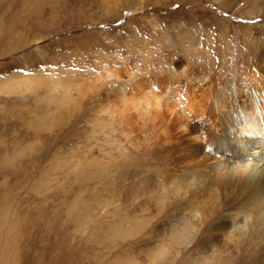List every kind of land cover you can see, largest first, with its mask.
Here are the masks:
<instances>
[{"label":"rangeland","instance_id":"1","mask_svg":"<svg viewBox=\"0 0 264 264\" xmlns=\"http://www.w3.org/2000/svg\"><path fill=\"white\" fill-rule=\"evenodd\" d=\"M259 53L264 0H0V264H254L219 262L234 247L187 261L209 249L165 248L173 235L131 232L128 183L141 209L168 195L162 180L147 191L142 180L163 171L151 139L145 148L126 136L107 97L126 66L133 77L143 64L182 79V62L196 73L217 63L231 71L258 64ZM172 209L153 229L177 227Z\"/></svg>","mask_w":264,"mask_h":264},{"label":"bare ground","instance_id":"2","mask_svg":"<svg viewBox=\"0 0 264 264\" xmlns=\"http://www.w3.org/2000/svg\"><path fill=\"white\" fill-rule=\"evenodd\" d=\"M262 55L257 54L261 61L258 64L243 62L233 66L231 71H224L217 63L201 73H196L181 60V67L177 70H180L182 79L171 73L148 74L149 70L143 64L139 77H133L134 70L127 66L121 69L117 83L109 89V116L115 117L120 130L131 136L134 143L147 148L151 139L150 151L162 165V176L160 179L152 174L142 181L147 183V191H154L158 181L162 180L164 186L158 188L162 194L168 195L165 200L152 201L153 211L142 204V209L154 216L145 221L137 220L138 211L143 210L127 181L133 177L125 178L126 183L129 182L124 201L131 232L147 235L158 232L162 240L173 235L167 244L162 245L165 248L175 246L187 251L195 248L197 252L201 246L209 249L206 255L201 252L196 258L192 255L194 251L188 252L187 261L213 259L217 256L215 251L234 247L235 253L232 250L225 256L218 255L219 262L226 258L250 260L254 257L252 263L264 264ZM77 89H83L80 93H85L86 86L80 85ZM88 89L93 90L91 86ZM73 101L71 111L80 106ZM101 106L98 103L95 111L99 112ZM133 163H136L135 158H131L128 164ZM139 191L142 197L145 193ZM172 205L176 207L172 211L177 227L164 229L155 226L153 229V221L174 208Z\"/></svg>","mask_w":264,"mask_h":264}]
</instances>
